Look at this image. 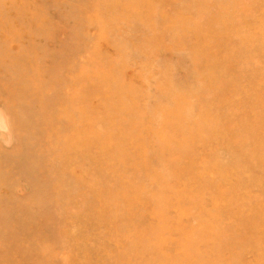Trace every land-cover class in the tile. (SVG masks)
<instances>
[{"label": "rangeland", "instance_id": "374dc122", "mask_svg": "<svg viewBox=\"0 0 264 264\" xmlns=\"http://www.w3.org/2000/svg\"><path fill=\"white\" fill-rule=\"evenodd\" d=\"M0 264H264V0H0Z\"/></svg>", "mask_w": 264, "mask_h": 264}]
</instances>
